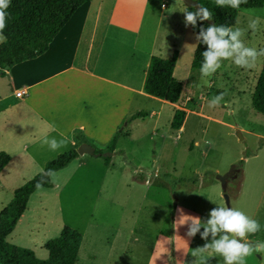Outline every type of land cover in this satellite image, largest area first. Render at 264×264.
<instances>
[{
    "label": "rangeland",
    "instance_id": "rangeland-1",
    "mask_svg": "<svg viewBox=\"0 0 264 264\" xmlns=\"http://www.w3.org/2000/svg\"><path fill=\"white\" fill-rule=\"evenodd\" d=\"M175 2L185 7L181 0H106L105 11L118 27L113 30L119 31L106 42L104 57L110 64L106 70L114 71L121 51L123 64L135 54L140 75L158 28L160 48L166 51L165 16L175 13ZM257 16L261 22L253 31L248 22ZM76 18L74 24L79 23ZM172 21L182 19L177 14ZM234 27L247 29L242 39L248 46L264 48V6L242 10ZM181 28L174 76L183 83L185 105L178 104L186 110L183 130L171 127L173 103L139 95L129 116L146 114L132 121L129 117L120 127L129 135L117 144V151L124 153L112 157L109 165L104 157L85 154L53 173L54 186L40 188L30 197L9 243L46 259V242L69 226L83 235L77 264H224L223 257L211 250L200 252L206 241L199 233L188 237V225L179 221L182 214L206 220L217 205L239 208L257 219L261 229L248 239L264 241V115L252 106L264 55L251 68L225 60L214 74L202 78L194 60L196 33ZM188 44L195 45L187 51ZM221 92L225 94L221 103L209 107ZM109 130L105 123L101 134ZM233 166L228 206L218 175ZM42 171L32 168L1 177L0 212L16 189ZM247 264H264V255L253 253Z\"/></svg>",
    "mask_w": 264,
    "mask_h": 264
},
{
    "label": "crops",
    "instance_id": "crops-1",
    "mask_svg": "<svg viewBox=\"0 0 264 264\" xmlns=\"http://www.w3.org/2000/svg\"><path fill=\"white\" fill-rule=\"evenodd\" d=\"M105 3L106 0H92L81 6L46 53L17 64L0 76V152L10 156V162L0 171V178L10 172L32 168L44 170L48 161L67 149L77 151L84 140L96 150H105L114 135L120 132L115 155L111 156L115 157L124 153L117 151V144L123 136L129 135H124V129L120 127L131 117L132 106H136L139 95L170 103L147 94L145 84L151 58L156 56L154 50L158 49V54H162L159 57H172L179 49V28L191 30L185 24V7L175 2V13L165 16L164 39L168 48L166 51L160 48L158 28L152 41L153 49L145 60V69L138 75L135 54L130 62L123 64L121 51L115 57L114 71L106 70L110 65L104 57L108 51L106 42L112 33L119 31L113 30L118 27L113 26ZM177 14L182 21L173 22L172 17ZM75 18L79 23L74 24ZM4 41L1 34L0 44ZM18 92L25 95L17 97ZM182 95L179 102L183 101L185 105ZM179 102L173 107L185 109L182 104L178 106ZM105 123L110 124V130L107 135H102ZM46 136H54L58 141L63 138L66 143L51 150L44 143Z\"/></svg>",
    "mask_w": 264,
    "mask_h": 264
},
{
    "label": "trees",
    "instance_id": "trees-1",
    "mask_svg": "<svg viewBox=\"0 0 264 264\" xmlns=\"http://www.w3.org/2000/svg\"><path fill=\"white\" fill-rule=\"evenodd\" d=\"M90 1L92 0H10L6 9L5 26L0 29V33L5 37V41L0 44V76L5 75L7 70L17 64L36 59L46 53L73 14ZM196 1L209 9L212 18L198 21L195 27L188 25L194 33L199 32L201 25L207 27L209 24H225L234 27L242 10L264 6V0H245L239 9L227 5L218 6L215 0ZM206 47L204 44L197 45L195 63L201 65L202 52ZM178 57L177 50L167 59L152 56L145 84L147 94L173 104L179 102L183 83L174 76ZM252 106L255 111L264 115V64L252 96ZM145 114L143 111L137 112L129 121L142 118ZM185 117L186 110L177 109L171 123L172 129L181 130ZM119 133L114 135L105 150L96 152L113 153ZM84 142L88 143L87 140ZM79 156L76 150L59 155L49 161L45 169L32 180L15 190L13 199L0 212V264H77L83 235L69 226H65L59 236L46 242L45 249L49 254L46 259H40L33 250L13 245L7 239L26 212L30 197L39 188L53 187L52 174L65 169ZM111 158L104 157L106 165L110 164ZM9 162L10 156L0 152V171Z\"/></svg>",
    "mask_w": 264,
    "mask_h": 264
},
{
    "label": "clouds",
    "instance_id": "clouds-1",
    "mask_svg": "<svg viewBox=\"0 0 264 264\" xmlns=\"http://www.w3.org/2000/svg\"><path fill=\"white\" fill-rule=\"evenodd\" d=\"M218 6L227 5L233 9H239L245 0H215ZM10 0H0V29L5 26L6 9ZM186 26L195 27L198 21L212 18V13L207 7L200 5L194 10H184ZM261 18L259 16L249 20L248 28L255 31ZM247 29L233 27L225 24H209L207 27L201 25L195 34L197 44L206 45L202 52L203 60L199 71L202 78L214 74L223 61L231 59L240 67L251 68L261 55L264 48L257 49L248 46L242 39ZM186 45L187 51L188 46ZM224 93H218L209 101V107L217 106L224 98ZM44 143L51 150H56L66 143L65 139L59 141L56 137H45ZM180 224H187L186 235L194 237L199 233L206 243L199 247L200 252L211 250L223 257L224 264H247V258L253 253L264 255V241H252L248 239L250 234L257 233L261 229L260 222L236 207H225L217 205L210 209L208 218L202 220L197 216L182 214ZM209 237H211L209 239Z\"/></svg>",
    "mask_w": 264,
    "mask_h": 264
},
{
    "label": "water",
    "instance_id": "water-1",
    "mask_svg": "<svg viewBox=\"0 0 264 264\" xmlns=\"http://www.w3.org/2000/svg\"><path fill=\"white\" fill-rule=\"evenodd\" d=\"M185 7L186 8H197L200 3L196 0H181ZM78 154L79 155H90V156H93V157H106V156H114L115 154L114 153H110V152H107V153H98L96 152V149L95 147H93L91 144L89 143H84V144H81L77 150ZM235 169V166L232 167V169L227 172L226 174H223V175H218V179L220 180L221 184H222V188H223V191H224V198L228 204V206H230V198H229V195L228 193L226 192L227 190V185H228V181L229 179H231L233 177V174H234V170Z\"/></svg>",
    "mask_w": 264,
    "mask_h": 264
},
{
    "label": "built area",
    "instance_id": "built-area-1",
    "mask_svg": "<svg viewBox=\"0 0 264 264\" xmlns=\"http://www.w3.org/2000/svg\"><path fill=\"white\" fill-rule=\"evenodd\" d=\"M24 95H25V94H24L23 92H18V93L16 94V96H17V97H20V98L23 97Z\"/></svg>",
    "mask_w": 264,
    "mask_h": 264
},
{
    "label": "bare ground",
    "instance_id": "bare-ground-1",
    "mask_svg": "<svg viewBox=\"0 0 264 264\" xmlns=\"http://www.w3.org/2000/svg\"><path fill=\"white\" fill-rule=\"evenodd\" d=\"M184 127V126H183ZM183 127L181 128V131L183 130Z\"/></svg>",
    "mask_w": 264,
    "mask_h": 264
}]
</instances>
